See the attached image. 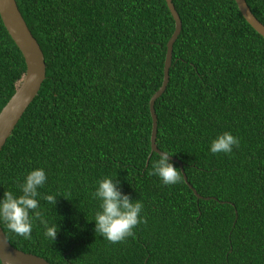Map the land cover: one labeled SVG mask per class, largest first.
<instances>
[{
  "label": "trees",
  "instance_id": "1",
  "mask_svg": "<svg viewBox=\"0 0 264 264\" xmlns=\"http://www.w3.org/2000/svg\"><path fill=\"white\" fill-rule=\"evenodd\" d=\"M15 2L45 77L0 149V199L42 168L37 210L58 233L51 241L34 219L24 239L0 221L8 243L50 264H264V40L234 1L171 0L181 26L153 103L155 145L182 163L197 199L182 177L150 174L148 99L173 30L164 0ZM245 3L264 25V0ZM23 72L0 21V109ZM224 132L239 146L213 154ZM105 177L143 203L147 223L122 243L95 232L92 193Z\"/></svg>",
  "mask_w": 264,
  "mask_h": 264
},
{
  "label": "clouds",
  "instance_id": "2",
  "mask_svg": "<svg viewBox=\"0 0 264 264\" xmlns=\"http://www.w3.org/2000/svg\"><path fill=\"white\" fill-rule=\"evenodd\" d=\"M239 146V139L229 132L217 136L210 145L213 154H230L234 147ZM173 155L168 151L158 153V159L152 163L151 175L158 176L163 184L175 185L182 182V173L169 162ZM47 180L45 171L37 168L30 171L20 185L22 194L18 197L11 191H4L3 199H0V221L7 228L23 237L31 239L33 220H39L44 225L45 236L51 241L56 239L58 225L48 226L43 214L38 211L39 195L38 188L43 187ZM119 181L105 177L98 181L96 191L92 193L93 198L100 200V211L95 215V232L100 234L112 244L122 243L128 237H134V229L141 223L146 224L147 219L140 214L143 203L140 200L133 201L129 195L123 194L119 188ZM53 195H47L44 199L52 204L56 203ZM66 199V198H65Z\"/></svg>",
  "mask_w": 264,
  "mask_h": 264
},
{
  "label": "water",
  "instance_id": "3",
  "mask_svg": "<svg viewBox=\"0 0 264 264\" xmlns=\"http://www.w3.org/2000/svg\"><path fill=\"white\" fill-rule=\"evenodd\" d=\"M237 10L239 11L245 22L264 40V25L260 23L251 13L245 0H233ZM167 10L173 21V30L165 43V53L162 66V78L157 89L148 99V111L150 115L151 125L149 133V155L152 152L159 153L155 145L156 135V115L153 109L154 100L162 93L168 79V67L170 65L172 43L180 31V19L175 11L171 0H164ZM0 21L14 45L19 50L23 62L24 72L19 84L14 92L0 109V149L12 131L14 125L36 95L42 80L45 77V64L43 54L29 32L18 8L15 0H0ZM148 158V157H147ZM169 160L177 163L182 173L184 183L189 187L196 199L201 198L196 191L187 182L182 163L176 158L170 156ZM208 197H204L207 199ZM235 213V211H234ZM0 264H50L43 258L23 252L11 246L6 240L0 227Z\"/></svg>",
  "mask_w": 264,
  "mask_h": 264
}]
</instances>
